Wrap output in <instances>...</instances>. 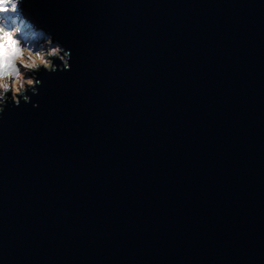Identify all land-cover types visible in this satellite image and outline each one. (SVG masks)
Returning <instances> with one entry per match:
<instances>
[{"label": "water", "instance_id": "1", "mask_svg": "<svg viewBox=\"0 0 264 264\" xmlns=\"http://www.w3.org/2000/svg\"><path fill=\"white\" fill-rule=\"evenodd\" d=\"M22 9L71 71L0 120V264H264V0Z\"/></svg>", "mask_w": 264, "mask_h": 264}, {"label": "clouds", "instance_id": "2", "mask_svg": "<svg viewBox=\"0 0 264 264\" xmlns=\"http://www.w3.org/2000/svg\"><path fill=\"white\" fill-rule=\"evenodd\" d=\"M25 0H0V120L11 102L32 103L43 86L39 74L71 71V49L23 14ZM56 61H60L59 64ZM39 107L38 102L33 105Z\"/></svg>", "mask_w": 264, "mask_h": 264}]
</instances>
